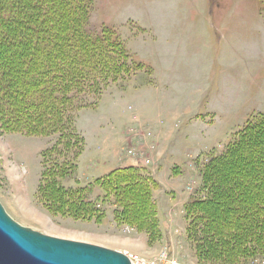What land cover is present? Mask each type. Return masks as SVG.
Segmentation results:
<instances>
[{"label": "rangeland", "instance_id": "1", "mask_svg": "<svg viewBox=\"0 0 264 264\" xmlns=\"http://www.w3.org/2000/svg\"><path fill=\"white\" fill-rule=\"evenodd\" d=\"M104 28L115 31L145 68L109 84L77 112L75 125L85 146L76 175L62 184L84 187L120 161L151 177L148 168H157L167 152V164L182 175L162 187L151 177L157 184L151 199L158 235L116 224L108 199L98 203V221L64 218L43 208L36 196L40 153L55 136L0 128V204L18 225L46 236L103 247L141 263L202 264L188 240L185 205L200 195L202 163L221 153L252 116L264 115L260 0H92L86 29L97 35ZM154 78L152 90L148 82ZM144 106V116L155 124L174 122L165 128L161 122L155 130L148 123L133 124Z\"/></svg>", "mask_w": 264, "mask_h": 264}, {"label": "trees", "instance_id": "2", "mask_svg": "<svg viewBox=\"0 0 264 264\" xmlns=\"http://www.w3.org/2000/svg\"><path fill=\"white\" fill-rule=\"evenodd\" d=\"M91 6L92 0H0V128L56 137L40 153L36 196L43 208L98 221V203L108 199L116 224L158 235L151 199L157 184L144 168L130 163L84 187L62 184L74 176L85 146L77 112L109 84L145 68L115 31H87ZM200 177V195L185 205L186 232L198 260H264V115L252 116L221 153L207 158Z\"/></svg>", "mask_w": 264, "mask_h": 264}, {"label": "water", "instance_id": "3", "mask_svg": "<svg viewBox=\"0 0 264 264\" xmlns=\"http://www.w3.org/2000/svg\"><path fill=\"white\" fill-rule=\"evenodd\" d=\"M0 264H131L120 252L67 241L14 222L0 204Z\"/></svg>", "mask_w": 264, "mask_h": 264}, {"label": "crops", "instance_id": "4", "mask_svg": "<svg viewBox=\"0 0 264 264\" xmlns=\"http://www.w3.org/2000/svg\"><path fill=\"white\" fill-rule=\"evenodd\" d=\"M152 80H153V83L148 82V84H149V87L153 90L156 87V84L157 83L155 82V78L152 79ZM145 106L142 108L143 110L141 112L137 113L136 116L133 117V124H136V123H139V124H141V123L145 124L146 123L147 124L148 123L147 125L148 126H151L155 130L156 128L157 129H160L162 125H163V127L164 126L166 127L168 124H170V122H172V121L174 122V120H172V121H167V122L164 121V123H163L162 122L163 120H161V122L163 124L161 122L158 123V124H155V121H154V119L152 117L149 118V116L148 117L147 116H144ZM148 119H151V120H148ZM154 132L155 131H153L152 133H154ZM168 156H169V154L166 152V156L164 157V159L162 160V162L160 163V165H158L157 168H155V169H152L150 167L148 168V170L150 171L151 177L158 183V185L160 187H162L163 186V183L166 182L167 180H169V179H178L182 175L181 174V170H180V168L178 166H176L175 164H172V165L167 164L166 158ZM171 156H175V154H172ZM98 157H101V154L100 153L97 155L96 158H98ZM78 164H79V162H78ZM116 165H121L122 166L124 164L122 163V161H120ZM76 171H77V169H76ZM172 174H174L175 176L172 175ZM75 175H76V172H75L74 176ZM105 175H107V174H105ZM105 175H102V176H99V177H97V176L91 177L92 181L91 182H88L87 185L90 184V183H92L95 179L101 178V177H103ZM178 180H180V179H178ZM76 182H78L77 179H76ZM95 194H97L96 191H95Z\"/></svg>", "mask_w": 264, "mask_h": 264}, {"label": "built area", "instance_id": "5", "mask_svg": "<svg viewBox=\"0 0 264 264\" xmlns=\"http://www.w3.org/2000/svg\"><path fill=\"white\" fill-rule=\"evenodd\" d=\"M130 261H131V263L132 264H153V263H141V262H137V261H135L134 259H130ZM253 264H264V260H259V261H255V262H253Z\"/></svg>", "mask_w": 264, "mask_h": 264}, {"label": "bare ground", "instance_id": "6", "mask_svg": "<svg viewBox=\"0 0 264 264\" xmlns=\"http://www.w3.org/2000/svg\"><path fill=\"white\" fill-rule=\"evenodd\" d=\"M58 239V238H57ZM64 239H67V238H63L62 240H64ZM71 240H75V239H71ZM68 241V240H67ZM70 241V240H69ZM83 242H85V241H83ZM78 243H80V242H78ZM89 243V242H88ZM85 244V243H84ZM92 244H94V243H92ZM90 245V244H89ZM93 246H95V245H93ZM99 247V246H98ZM142 263H144V261L142 262Z\"/></svg>", "mask_w": 264, "mask_h": 264}]
</instances>
